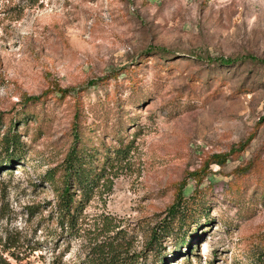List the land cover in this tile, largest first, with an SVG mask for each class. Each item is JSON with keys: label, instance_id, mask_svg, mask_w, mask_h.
<instances>
[{"label": "rangeland", "instance_id": "rangeland-1", "mask_svg": "<svg viewBox=\"0 0 264 264\" xmlns=\"http://www.w3.org/2000/svg\"><path fill=\"white\" fill-rule=\"evenodd\" d=\"M220 57L237 63L221 66ZM256 59L264 60V0H0V132L28 97L46 100L50 114L42 130V105L14 123L26 159L15 150L0 165V264H98L113 252L123 264H162L165 255L166 264H256L264 254ZM59 89L70 93L56 97ZM88 124L102 155L120 125L131 149L126 158L112 152L74 229L61 225L44 177ZM202 202L209 216L184 224L189 244H177L173 219L155 250L172 209Z\"/></svg>", "mask_w": 264, "mask_h": 264}, {"label": "trees", "instance_id": "trees-1", "mask_svg": "<svg viewBox=\"0 0 264 264\" xmlns=\"http://www.w3.org/2000/svg\"><path fill=\"white\" fill-rule=\"evenodd\" d=\"M218 60L221 66H231L237 63L236 59L234 58L220 57ZM256 60L258 62L264 63V60ZM127 75H129L127 80H130V82L136 80V76L132 74V71L127 73ZM222 79L224 78L222 77ZM115 80L117 82L118 88V82L120 79H118V76H116ZM69 93L70 91L67 89H59V92L55 96L65 98L69 95ZM40 98L41 97L39 96L27 98V106L25 109H21L19 120L25 124V122H27L32 115H35V106L42 105V111L44 113L42 119L40 120V127L42 130L43 125L50 118V114L49 112L47 113V109L45 108L46 100H41ZM113 98L117 99V93ZM76 99V105L78 106L77 110L79 113L82 112L79 114V117L83 119L84 117H82V114L85 110V103L83 99H80L79 97ZM19 120H17L16 117L12 118L10 120L8 132L4 133L3 135L0 132V146L5 150L6 153L4 159L0 158V165L3 164L4 161L13 162V160H15V150L19 151L21 159H26L24 145L20 139V134L14 131V123ZM134 121L135 117L130 115V118L128 120L126 119L125 122L127 124H131ZM78 125L79 127L85 126L79 121ZM88 126V130L77 131L74 143L69 147L65 160L60 165L61 169L57 170V168L51 167L47 170L44 177L45 181H47L53 187V191L56 196L55 209L57 211V217H59L61 225L65 226V224L68 222L70 227L74 229H76L78 226L80 214L85 208L87 202L92 198L95 190L103 184L102 181L105 179L108 170L107 166L112 159V152L115 154L114 157L116 156L126 158L131 149L130 144L125 141V136L123 135V130L125 127L120 125L121 127L114 135L118 141L117 144L114 145L112 150H108L110 153H105L102 155L101 149L98 145H95V141H93L92 138V136L95 134L94 132H96L94 131L95 128H93L95 125L93 126V124H88ZM110 147L112 148V146ZM189 206L184 208H181L180 206L178 209L173 208L169 217L164 219L163 224L161 223L162 225H160V232L155 231L153 234L152 241L156 244L155 250H157L156 248L159 246L162 248L161 240H163L165 236H168V232H170V229L173 227V219H177L175 224L178 226V229L175 232L177 244L180 247H183L184 244H189L187 238L189 230H186V228L184 229V224H187L186 222L189 218L199 217L200 219L202 217L209 216L207 208L208 206L204 202L196 203L195 206ZM206 221H209L208 218ZM104 250L105 249H103V252H106ZM109 258H115L114 264H123L121 260L116 258L115 252L111 253L108 258L98 257L96 262H98V264H112ZM162 259V264H166L165 261L168 259L167 256H163ZM187 259L190 260V257L188 256ZM91 261L94 262L95 260ZM256 264H264V254L257 255Z\"/></svg>", "mask_w": 264, "mask_h": 264}]
</instances>
